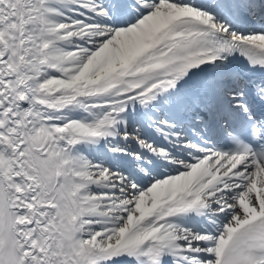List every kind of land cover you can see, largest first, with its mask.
<instances>
[{"label": "snow or ice", "instance_id": "1", "mask_svg": "<svg viewBox=\"0 0 264 264\" xmlns=\"http://www.w3.org/2000/svg\"><path fill=\"white\" fill-rule=\"evenodd\" d=\"M0 264H264V0H0Z\"/></svg>", "mask_w": 264, "mask_h": 264}]
</instances>
